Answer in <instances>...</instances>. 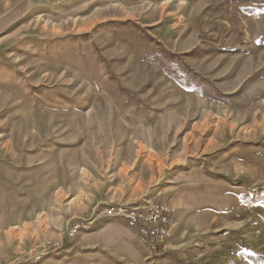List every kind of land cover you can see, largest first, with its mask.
Segmentation results:
<instances>
[{"label":"rangeland","instance_id":"1","mask_svg":"<svg viewBox=\"0 0 264 264\" xmlns=\"http://www.w3.org/2000/svg\"><path fill=\"white\" fill-rule=\"evenodd\" d=\"M146 202L73 264H264V0H0V264Z\"/></svg>","mask_w":264,"mask_h":264},{"label":"built area","instance_id":"2","mask_svg":"<svg viewBox=\"0 0 264 264\" xmlns=\"http://www.w3.org/2000/svg\"><path fill=\"white\" fill-rule=\"evenodd\" d=\"M172 214L173 210L168 205L152 202L142 205L111 204L105 207L103 213L105 218L134 229L153 254L169 251ZM94 225L93 220H77L68 227L63 237L65 240L61 243H45L37 250L31 251L27 260L11 264H42L45 256L58 252L79 234L92 230Z\"/></svg>","mask_w":264,"mask_h":264},{"label":"crops","instance_id":"3","mask_svg":"<svg viewBox=\"0 0 264 264\" xmlns=\"http://www.w3.org/2000/svg\"><path fill=\"white\" fill-rule=\"evenodd\" d=\"M180 223H182L181 221H179L176 217H174L172 215V217L170 218V227L171 230L174 229L175 227H179ZM118 226L120 228H124L129 230V234L131 236H133L134 234L139 238L137 239V246L139 248L142 247V245H145V248L148 247L146 246V244L144 243V241L138 236L137 232L134 229H130L127 226L121 224L120 222H116L113 220H109L107 222H105L101 228H99L98 230H95L91 233H86V234H79L73 241L72 245L67 249L68 254L71 255L68 257L67 256H63V258H71L69 261L71 262H64L65 260H61L60 263L62 264H73L74 262H79L77 261L78 259L82 258V259H91L94 260L95 257H93L92 255L96 254L97 252H99L101 249H103L105 247V244L107 242V239L109 238L110 240H113L115 236V233H113L116 228H118ZM70 244V242H69ZM149 251V250H148ZM75 255V256H73ZM89 256H91L92 258H90ZM76 257H80V258H76ZM83 261V260H82ZM86 264V263H85ZM88 264V263H87ZM90 264H94V263H90Z\"/></svg>","mask_w":264,"mask_h":264},{"label":"bare ground","instance_id":"4","mask_svg":"<svg viewBox=\"0 0 264 264\" xmlns=\"http://www.w3.org/2000/svg\"><path fill=\"white\" fill-rule=\"evenodd\" d=\"M112 204V203H111ZM86 220V219H85Z\"/></svg>","mask_w":264,"mask_h":264}]
</instances>
